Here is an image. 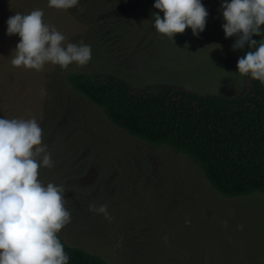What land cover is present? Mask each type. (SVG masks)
<instances>
[{
    "label": "rangeland",
    "instance_id": "1",
    "mask_svg": "<svg viewBox=\"0 0 264 264\" xmlns=\"http://www.w3.org/2000/svg\"><path fill=\"white\" fill-rule=\"evenodd\" d=\"M202 3L205 30L196 36L188 28L174 41L153 26L154 13L163 17L155 0H79L68 10L49 0H0V118L37 120L54 162L39 178L65 188L72 215L60 235L110 264H264V193L219 194L195 160L118 128L66 77L110 72L134 86L240 93L246 76L237 64L246 46L233 49L237 37L225 36L223 12L213 0ZM36 9L65 45L91 46L86 66L36 71L11 64L20 37L7 34V20ZM90 204L107 205L111 220Z\"/></svg>",
    "mask_w": 264,
    "mask_h": 264
},
{
    "label": "clouds",
    "instance_id": "2",
    "mask_svg": "<svg viewBox=\"0 0 264 264\" xmlns=\"http://www.w3.org/2000/svg\"><path fill=\"white\" fill-rule=\"evenodd\" d=\"M78 5L79 0H49V7L57 10ZM154 7L163 17L154 13L153 26L170 39L188 28L199 36L206 28L209 12L202 0H155ZM222 12L225 36L237 37L233 49L245 44L254 49L238 60V73L264 84V39H253L264 26V0H224ZM7 25L9 36L20 37L11 59L14 67L42 71L52 64L66 70L73 63L84 67L92 58L90 45H65V35L44 21L40 9L17 12ZM41 167L52 168L54 162L37 120L0 118V264H69L59 236L72 220L65 188L45 185L39 178ZM89 210L111 220L107 205L90 204Z\"/></svg>",
    "mask_w": 264,
    "mask_h": 264
},
{
    "label": "trees",
    "instance_id": "3",
    "mask_svg": "<svg viewBox=\"0 0 264 264\" xmlns=\"http://www.w3.org/2000/svg\"><path fill=\"white\" fill-rule=\"evenodd\" d=\"M213 1L222 11L224 0ZM253 39H264V26ZM245 46L246 53L254 50ZM66 77L72 89L100 107L118 128L195 160L219 194L235 198L264 193V84L259 81L246 76L245 88L228 95L169 82L134 86L110 72L70 71ZM59 236L69 264H110Z\"/></svg>",
    "mask_w": 264,
    "mask_h": 264
}]
</instances>
